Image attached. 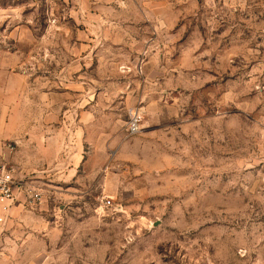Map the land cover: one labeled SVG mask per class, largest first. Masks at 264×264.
<instances>
[{
  "label": "rangeland",
  "instance_id": "1",
  "mask_svg": "<svg viewBox=\"0 0 264 264\" xmlns=\"http://www.w3.org/2000/svg\"><path fill=\"white\" fill-rule=\"evenodd\" d=\"M91 34L138 54L117 72L77 57V73L106 74L87 95L106 107L88 118L103 151L39 174L42 200L12 208L0 264H264V0H0V47L26 38L31 57L43 39L40 114L74 99L68 55ZM16 145L0 144V167L36 175L18 172Z\"/></svg>",
  "mask_w": 264,
  "mask_h": 264
},
{
  "label": "crops",
  "instance_id": "2",
  "mask_svg": "<svg viewBox=\"0 0 264 264\" xmlns=\"http://www.w3.org/2000/svg\"><path fill=\"white\" fill-rule=\"evenodd\" d=\"M11 35L13 36V33ZM25 39L20 38L16 42L12 40L10 44H6L5 49L0 47V144L4 142L17 144L12 160L18 166L16 167L18 172L36 174L21 176L16 172L17 177L29 176L38 184L42 181L39 174L49 173L57 165L66 166L69 163L70 166L71 157L75 165L80 163V159L84 158L85 154L91 158L100 155L103 151L102 146L97 147L93 142L97 139L90 134L91 124L88 119L92 116L93 109L103 108V102L89 101L87 95L91 92L90 81L101 82L106 74H103L100 69L97 75H93V72H90L91 75L77 73L75 67L77 57L85 62H113V68L117 72L114 62L127 60L129 54L137 58L138 54L127 51L126 54H129L125 56L118 42L99 39L97 36L95 38L93 34L80 38L83 41L73 45V50L68 55L71 63L66 67L68 76L84 77L80 81H71L69 84L74 99L63 105L57 101L51 108H46L45 113L40 114L37 109L42 110L41 104L31 100V94L35 90L32 68L34 64L31 58L39 60L38 50L42 48L43 39L30 40L31 45L35 44V55L31 57L28 54L30 47H26L28 39ZM15 46H19L18 49L9 51L10 47ZM6 48H8L7 51ZM76 96L84 98L75 100ZM133 107L128 108V113ZM65 110L67 113H64ZM108 113L101 110L100 115L107 116ZM114 114L111 113V116ZM86 146H88V153L85 152ZM62 157L66 158L65 161L57 164ZM37 184L35 186L40 188ZM52 189L56 193L60 191L59 188ZM25 204L23 198L18 202L19 206H25Z\"/></svg>",
  "mask_w": 264,
  "mask_h": 264
},
{
  "label": "built area",
  "instance_id": "3",
  "mask_svg": "<svg viewBox=\"0 0 264 264\" xmlns=\"http://www.w3.org/2000/svg\"><path fill=\"white\" fill-rule=\"evenodd\" d=\"M142 111L139 107L129 110V120L127 122V131L134 135L141 130ZM23 198L25 202L35 204L42 200L41 191L36 188L27 178H19L16 175L15 168L0 167V232H2L8 223L11 210L16 203ZM103 207H114L110 197L101 199Z\"/></svg>",
  "mask_w": 264,
  "mask_h": 264
}]
</instances>
